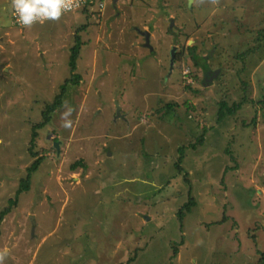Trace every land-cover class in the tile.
Masks as SVG:
<instances>
[{"label":"rangeland","instance_id":"374dc122","mask_svg":"<svg viewBox=\"0 0 264 264\" xmlns=\"http://www.w3.org/2000/svg\"><path fill=\"white\" fill-rule=\"evenodd\" d=\"M1 1L3 264H264V0H197L173 24L165 0H124L119 20L109 4L26 29ZM223 103L241 108L219 122Z\"/></svg>","mask_w":264,"mask_h":264},{"label":"trees","instance_id":"16d2710c","mask_svg":"<svg viewBox=\"0 0 264 264\" xmlns=\"http://www.w3.org/2000/svg\"><path fill=\"white\" fill-rule=\"evenodd\" d=\"M86 10H87V9H84L83 11L86 12ZM83 11H82V12H83ZM263 32H264V30H263ZM263 36H264V35H263ZM78 44H79V43H78V41H77V43L74 45V48H73V52H74V53H72V55H71V57H70V61H69L70 70H71V73L73 74V77H72V79L65 81V83H64V89L67 88V87H70V86H75V85H77V84L80 82V80H81V76H80L79 74H75V71H76V69H77V60L79 59V56H80V53H81V50H80V51L78 50ZM190 49H191V48H190ZM193 61L195 62V65H196L197 67L202 66V64L199 63V60L197 59L196 56L193 57ZM203 67H204V66H203ZM205 70H206V69H205ZM66 93H67V92H65V90H64L62 96L56 97L55 102H54L53 104H50V105L47 106V109H46V111H45V113H44L46 119H45V121L41 124V126H39L38 128H37V125H35V127H34V131H35V132H34L33 135H32L31 142H34V140L37 138V136H38V129H42L43 127L46 126V124H48L49 114H50V113L52 114V113L55 112L58 108H61V107L63 106L64 103H63V100H62V99L65 100V95H66ZM221 107H222V108H221L220 111H219V115L221 116L220 119H218L219 122H221L222 120H224V119H225L226 117H228L229 115L232 116V115L236 112V110H239V109L241 108V105H236L235 109H234V110H231V111L228 109V112H224L225 109H227V106H226L225 103H223V104L221 105ZM167 109H171V106L168 105ZM166 114H167V113H166ZM179 151L182 152V151H183V148L180 149ZM39 166H40V163H39V162H36V163L31 167V169H30V175H31L32 173H34L36 170H38ZM78 167H85V165H84V163H83L82 160H79V161H77L76 163H74V165H72V169H73V170L77 169ZM26 186H28V185L26 184ZM26 189H28V187H25V190H26ZM23 190H24V188H23ZM25 190H24V191H25ZM193 204H194V203H193L192 201H189L188 203H186V205L181 209L180 213H181L182 215H184L186 212H188V211L190 212V211H191L190 208H192V205H193ZM8 211H9V210L4 211V212L2 213V215H1V217H0V222H1L2 218H3V215H5ZM224 221H225V220L221 221V223L224 222ZM236 237H237V235H236ZM236 237H235V239H236ZM247 237H248L249 239H252L254 243L256 242V241H255L256 237H255L254 234H253L252 236H247ZM254 248H255V247H254ZM254 248H250L249 251H252V252H254L255 254H258V255H262V254L264 255V253H263L264 250L260 251L259 249H254ZM236 250H237V248H236ZM176 255H177V251L175 250V255H174V257H176ZM253 262H255L256 264H260V262L257 261V258H255Z\"/></svg>","mask_w":264,"mask_h":264},{"label":"crops","instance_id":"0c3cea01","mask_svg":"<svg viewBox=\"0 0 264 264\" xmlns=\"http://www.w3.org/2000/svg\"><path fill=\"white\" fill-rule=\"evenodd\" d=\"M237 1H239V0H237ZM241 1H243V2H248V3H250L251 1H256V0H241ZM2 2L3 1H1L0 0V11H1V9H3V7L5 6V5H2ZM124 2V0H107V4H106V6H108L109 4L112 6L111 7V10H112V12L113 13H116V17L117 18H115V20H119V17H118V14H121L120 12H118V8H120V6H121V4ZM197 0H186V1H183V0H181V2H179L178 0H165V5L166 4H168V7H165V9L163 10V11H160V13H162L163 14V16L165 17V19H166V21H167V23L168 22H171L172 24H173V22H174V16L176 15V19H178L179 18V10L181 9V8H183V11H184V13L186 14V15H190V16H193L194 15V17L196 16V10H197ZM172 5V6H171ZM3 6V7H2ZM129 9V8H128ZM131 9V8H130ZM104 10V11H103ZM102 11V13L100 14V17L99 18H101V15L103 14V19H104V17H105V12H109L110 10H106V8H104ZM138 10V9H137ZM87 11V10H86ZM92 11H94V10H92ZM92 11H90V12H92ZM170 11H172V14H169L170 13ZM200 13L202 12V11H199ZM138 13H140V12H138ZM1 16V15H0ZM11 17H12V8H11ZM148 16H147V12L145 13V16L143 17V18H147ZM12 20H13V18H12ZM124 21H126V19L124 20ZM142 22H145V21H142ZM34 24H42L41 22L40 23H34ZM33 24V25H34ZM13 26H14V24H13ZM196 26V25H195ZM18 27V26H17ZM20 28V27H19ZM27 27H25V28H22V29H26ZM135 27H133V29H134ZM138 28V27H137ZM139 29V28H138ZM141 30V29H140ZM194 30L196 31V29L194 28ZM146 32H148L149 33V35H150V47L147 45V43H146V47H143V46H141L142 47V49L145 51V50H147V51H149V54L150 55H152L153 57H155L156 58V60H155V62H154V64H156L158 67H162L163 69H164V66H163V60H161V58H162V55L160 54V51L158 50V48H155V47H153V45H152V41L154 40V39H157L156 38V30L155 31H150V30H145ZM144 31V32H145ZM133 32V31H132ZM136 33V32H135ZM161 33V32H160ZM137 34V33H136ZM162 34V33H161ZM166 35L167 36H170V38L171 39H173L174 41H176V37L177 36H179L180 34L178 33V31L177 30H172V32H170L169 30H168V32L166 33ZM188 35H190L189 33H188ZM139 36V35H138ZM135 45V46H134ZM133 46L134 47H138L139 46V42L138 41H134V43H133ZM138 49H141V48H138ZM174 49V48H173ZM173 49H172V51H173ZM171 51V52H172ZM96 65V64H95ZM176 66V63L174 62V64L172 65V58H171V62H170V60H169V69H170V74L169 75H171V78L173 77V71H175V69H173L175 66ZM97 66V65H96ZM169 69H168V71H169ZM70 72H71V70H70ZM95 72V71H94Z\"/></svg>","mask_w":264,"mask_h":264},{"label":"clouds","instance_id":"9594fccd","mask_svg":"<svg viewBox=\"0 0 264 264\" xmlns=\"http://www.w3.org/2000/svg\"><path fill=\"white\" fill-rule=\"evenodd\" d=\"M16 22L25 27L47 20H57L67 10L66 0H11ZM70 121L65 123L69 126ZM0 264L3 257L0 256Z\"/></svg>","mask_w":264,"mask_h":264},{"label":"built area","instance_id":"2783aa9c","mask_svg":"<svg viewBox=\"0 0 264 264\" xmlns=\"http://www.w3.org/2000/svg\"><path fill=\"white\" fill-rule=\"evenodd\" d=\"M107 0H66V6L67 10L62 12V15L67 14V13H73L77 12L79 10H84V9H91L95 10L98 12H102L104 5ZM96 6V8H94ZM12 18H13V23L17 25L20 28H25V26L20 25L16 22L15 15L12 10ZM40 23V22H37ZM42 23V22H41Z\"/></svg>","mask_w":264,"mask_h":264},{"label":"flooded vegetation","instance_id":"af4514ba","mask_svg":"<svg viewBox=\"0 0 264 264\" xmlns=\"http://www.w3.org/2000/svg\"><path fill=\"white\" fill-rule=\"evenodd\" d=\"M134 31L137 33V35L141 36V38H142V40H143L141 46L146 47V46H145V45H146V35H148V36H149V39H150V35H149V33H147L146 31L144 32L143 30H140V29H138L137 27L134 28ZM149 47H150V46H149ZM171 51H172V50H171ZM171 57H172V56H171ZM210 75H211L212 77L214 76L212 73H210ZM210 75H209V76H210Z\"/></svg>","mask_w":264,"mask_h":264},{"label":"water","instance_id":"95a60500","mask_svg":"<svg viewBox=\"0 0 264 264\" xmlns=\"http://www.w3.org/2000/svg\"><path fill=\"white\" fill-rule=\"evenodd\" d=\"M147 33H148V32H147ZM149 41H150V40H149V36L146 35V43H147L148 46H150V42H149ZM175 49H176V48H174L173 51H172V65L174 64V59H175V55H174ZM209 75H210V74H209Z\"/></svg>","mask_w":264,"mask_h":264},{"label":"bare ground","instance_id":"6f19581e","mask_svg":"<svg viewBox=\"0 0 264 264\" xmlns=\"http://www.w3.org/2000/svg\"><path fill=\"white\" fill-rule=\"evenodd\" d=\"M105 6H106V3H105V5H104V8H105ZM94 8H96V6H95ZM104 8H103V9H104ZM149 40H150V39H149ZM149 42H150V41H149ZM188 73H189V72H187V74H188Z\"/></svg>","mask_w":264,"mask_h":264}]
</instances>
